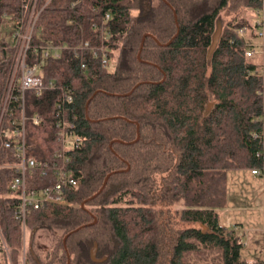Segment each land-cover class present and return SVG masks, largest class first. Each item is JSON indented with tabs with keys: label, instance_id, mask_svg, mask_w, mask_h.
Segmentation results:
<instances>
[{
	"label": "trees",
	"instance_id": "obj_1",
	"mask_svg": "<svg viewBox=\"0 0 264 264\" xmlns=\"http://www.w3.org/2000/svg\"><path fill=\"white\" fill-rule=\"evenodd\" d=\"M32 2L0 0V97ZM260 5L35 0L24 62L71 90L80 141L67 168L79 183L63 187L62 202L31 209L22 225L7 186L14 149L0 137V264H264V252L241 256L242 232L218 216L227 169H258L264 188V81L252 55ZM84 41L96 56L72 49ZM47 44L63 46L58 58H40ZM54 94L23 91L25 147L39 161L58 147ZM50 180L26 175L29 187Z\"/></svg>",
	"mask_w": 264,
	"mask_h": 264
},
{
	"label": "built area",
	"instance_id": "obj_2",
	"mask_svg": "<svg viewBox=\"0 0 264 264\" xmlns=\"http://www.w3.org/2000/svg\"><path fill=\"white\" fill-rule=\"evenodd\" d=\"M257 11H262V20L257 21L262 26L264 23V0ZM38 10L35 9V0L30 5L26 22L20 31L15 32L16 53L14 63L9 75L6 88L0 97V137L1 143L5 147H13L15 161L5 164L13 167L14 175L8 182V188L18 195V201L13 209V216L23 225L27 213L31 209L43 207L46 203H57L64 200L62 189L65 186H76L79 179L74 177L67 168L69 156L67 151L76 146L80 139L73 131L74 120L76 114L70 107L72 99L71 90L68 86L62 84H54L53 81L42 80L37 75V64L32 66L25 65L24 56L28 48V40L30 32L36 18ZM108 13L104 14V18ZM238 33L244 32V27L237 29ZM263 35V30L258 32ZM63 46L57 44H47L40 48V58L47 57L58 58L60 50ZM90 49L93 56L97 55V50L89 48L86 41L80 42L72 47L74 50ZM252 51L247 50L246 55H251ZM101 62L106 64L108 54L104 46H100L98 50ZM54 88L53 95V114H54V135L58 143V147L51 151L49 158L45 160H36L32 156H28L25 147L24 136V113H23V91L26 88H33L39 92L43 88ZM15 111L18 115L14 116ZM9 117L8 123L4 124V119ZM35 121L38 116L34 114ZM4 137V138H2ZM36 172L39 175L48 176L50 182L40 187H29L26 181V175ZM251 172H258V169H251ZM264 252V250H263Z\"/></svg>",
	"mask_w": 264,
	"mask_h": 264
},
{
	"label": "rangeland",
	"instance_id": "obj_3",
	"mask_svg": "<svg viewBox=\"0 0 264 264\" xmlns=\"http://www.w3.org/2000/svg\"><path fill=\"white\" fill-rule=\"evenodd\" d=\"M218 16L222 17V13H219ZM253 18L254 21L260 22L262 20V11L260 12L256 10ZM256 28L257 32L263 30V35L258 34L252 38L254 48V54L252 55L255 61L258 62L256 71L263 75L264 81V23L263 29L261 25H257ZM7 33H9V30ZM249 170L251 171V169L244 168L226 170V192L228 196V204L218 208L220 223L224 225H232L233 221L242 219L244 224H250L262 219V183L260 177L257 174H250ZM250 204H252V207H249L251 206ZM259 222V229L250 235L251 238L248 236L249 233L247 232L246 227L243 226L244 232L241 229L243 240H246V242L248 241V244L243 243L240 250L241 256L244 258L250 256L251 259H253L262 256L264 247V225H262V221ZM248 238L252 240H247ZM25 239H28L27 234L25 235ZM38 241L40 243L41 238L38 239ZM38 245L42 246L41 244Z\"/></svg>",
	"mask_w": 264,
	"mask_h": 264
},
{
	"label": "crops",
	"instance_id": "obj_4",
	"mask_svg": "<svg viewBox=\"0 0 264 264\" xmlns=\"http://www.w3.org/2000/svg\"><path fill=\"white\" fill-rule=\"evenodd\" d=\"M253 54H254V52H253ZM250 171V170H249ZM250 174H257L259 177H260V180H261V183H262V191H261V193H262V201H263V206H262V210H263V216H262V219L261 220H259V221H262V225H264V188H263V176H262V174L260 173V172H258V173H253V172H251L250 171ZM226 204H228V196H227V192H226V203H225V206H226ZM251 206H249V207H252V204H250ZM227 206H229V205H227ZM231 207V206H230ZM243 220L242 219H240V220H236V221H233L232 222V225L234 226V227H236V229L237 230H239V231H241V229H242V231L244 232V230H243V226L244 227H246V230H247V232L249 233L248 234V236L251 238V234L254 232V231H257L258 229H259V221H256V222H254V223H250V224H248V223H246V224H244L243 222H242ZM263 236H264V230H263ZM242 240H243V237H242ZM247 240H252V239H247ZM254 240V239H253ZM243 243L244 244H248V241L246 242V240H243ZM252 246H253V243H252ZM253 248V247H252ZM263 250H264V247H263ZM262 256H263V253H262ZM262 256H260V257H262ZM247 259H251V257L249 256V257H246ZM253 258V257H252ZM255 258H259V257H255Z\"/></svg>",
	"mask_w": 264,
	"mask_h": 264
},
{
	"label": "water",
	"instance_id": "obj_5",
	"mask_svg": "<svg viewBox=\"0 0 264 264\" xmlns=\"http://www.w3.org/2000/svg\"><path fill=\"white\" fill-rule=\"evenodd\" d=\"M217 35H218V28L214 31L212 45L215 43ZM141 44H142V42L140 43V46H141ZM105 180H106V177L104 178L103 183L105 182Z\"/></svg>",
	"mask_w": 264,
	"mask_h": 264
}]
</instances>
